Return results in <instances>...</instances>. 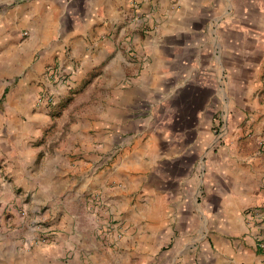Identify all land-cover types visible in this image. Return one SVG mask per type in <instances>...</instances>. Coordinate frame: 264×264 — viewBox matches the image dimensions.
<instances>
[{
	"label": "crops",
	"instance_id": "obj_1",
	"mask_svg": "<svg viewBox=\"0 0 264 264\" xmlns=\"http://www.w3.org/2000/svg\"><path fill=\"white\" fill-rule=\"evenodd\" d=\"M24 31L47 57L111 73L100 81L118 90L99 116L133 140L103 168L104 155L86 142L70 156L76 132L51 152L35 146L45 134L33 100L39 86L19 79L0 107V157L10 160L0 212L17 198L29 215L0 232V264H264L256 243L264 214L257 223L245 218L264 196V0H22L0 8V97L11 84L4 74L27 64ZM138 71L125 86L122 74ZM140 103L149 105L144 118L133 113ZM12 119L13 132L1 129ZM220 121L230 139L204 180L205 137ZM107 131L108 149L116 131ZM134 188L146 192L139 205ZM92 190L106 193L131 234L115 251L85 242L87 258L67 259V237L84 230ZM42 216L56 229L52 239L23 246Z\"/></svg>",
	"mask_w": 264,
	"mask_h": 264
},
{
	"label": "rangeland",
	"instance_id": "obj_2",
	"mask_svg": "<svg viewBox=\"0 0 264 264\" xmlns=\"http://www.w3.org/2000/svg\"><path fill=\"white\" fill-rule=\"evenodd\" d=\"M21 1L16 0V2L11 4L0 5V8L13 7L20 4ZM21 41H26L25 59L27 64L19 71L12 69L4 74V78L11 79V84H9V88H6L0 97V107L4 109L3 101L7 99V93L15 89L19 79L30 77L32 79L31 82L39 86L36 94L33 95V100L37 112L43 115L44 120L42 125L45 129V134L42 138L34 137L35 146L41 147L43 144L50 146L48 151L51 152L53 149L52 145L57 143L59 139L76 132L78 138L73 141L74 146L71 149L70 156L80 154L82 150L81 141H83L91 145L92 150H97L104 155L101 159L102 165L100 168L111 167L123 155L124 149L129 145V142L133 140V137H127L123 133L119 134L120 131L116 129L117 127L114 124H107L99 116V107H106L118 90L115 87L116 83H102L100 81L103 75L111 77V73L99 70L86 73L82 70L79 60H75L74 57L66 59L61 57L59 53H56L53 57H47L46 49L35 46L33 42H30L29 33L26 31L23 32ZM140 74V71L133 74L130 72L125 73V75L122 74L125 79L123 84L125 86L131 85V81H134V78ZM148 107L147 103L136 105L133 112L135 117L144 118L149 115ZM8 110L10 112L11 108L9 107ZM145 120H149V118ZM18 123L19 121L14 119L3 120L1 129L7 126V130L13 132L16 125L19 126ZM216 127L217 130L214 131V135L205 137L206 144H211V146L208 150L205 149V158L203 159V165H205L204 180L211 175L210 168L217 165V162H214V159L219 156V152L217 151H221L230 139L225 127H223V121H220ZM107 129V133H110L109 131H116L113 145L109 146L108 149L104 148L103 141L101 140V136ZM55 132L56 136L53 135ZM261 143L263 145L264 141ZM39 155L43 156L42 148L39 151ZM209 157L212 159L210 165ZM9 161V159H6V156L0 157V181L5 184L10 183ZM197 169L198 173H200V165H198ZM114 185L118 186L119 184L116 183ZM204 185L203 187H206ZM190 192H196L195 188L190 189ZM145 193L142 189L134 188L130 193L132 194L131 202L138 205L139 203H143L145 201ZM17 200L19 199L14 198L9 200L4 211L0 212V232L7 234L13 231L15 229L12 224L13 218L18 216L21 219L25 218V215H29L28 209L21 205L22 202H27V200ZM83 210L87 223L84 226V230L79 233H71L67 237V240L70 242V246L66 249L67 259H74L76 256L87 258L89 253L84 244L85 242L86 244L90 243L91 246L97 249L115 251L131 234L128 223L116 211L111 199L103 191L92 190L86 193ZM251 212L260 214V217L253 221L249 216ZM4 214H6V217H4ZM245 214L247 223H257L264 214V196L261 202L246 209ZM33 222L31 236L22 242V245L28 248L37 243L51 240L55 234L54 230H56L51 228L47 217L42 216L40 220H36L37 223L35 222V225H33ZM12 235L20 238L17 231L13 232ZM256 243L259 249L264 250V247L260 246L261 243H264L263 239L259 238Z\"/></svg>",
	"mask_w": 264,
	"mask_h": 264
},
{
	"label": "built area",
	"instance_id": "obj_3",
	"mask_svg": "<svg viewBox=\"0 0 264 264\" xmlns=\"http://www.w3.org/2000/svg\"><path fill=\"white\" fill-rule=\"evenodd\" d=\"M16 2V0H0V5L1 6H4V5H7V4H11V3H14ZM250 218L254 221L256 220L258 217H260V214L258 215L257 213H253L251 212L249 214ZM259 220V219H258ZM260 246L264 247V243H261Z\"/></svg>",
	"mask_w": 264,
	"mask_h": 264
}]
</instances>
